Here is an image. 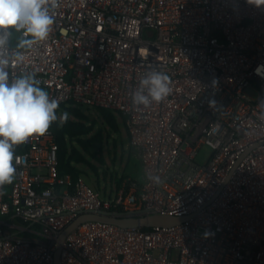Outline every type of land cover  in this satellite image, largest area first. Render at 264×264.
Wrapping results in <instances>:
<instances>
[{
    "label": "built area",
    "instance_id": "built-area-1",
    "mask_svg": "<svg viewBox=\"0 0 264 264\" xmlns=\"http://www.w3.org/2000/svg\"><path fill=\"white\" fill-rule=\"evenodd\" d=\"M19 38L13 32L7 44L24 56L9 67L10 80L34 74L59 107L120 112L143 183L101 196L82 176L60 172L50 128L33 135L15 146L17 176L0 191V264H54L61 231L80 213L99 211L189 218L146 231L84 222L65 239L59 264H264V77L255 73L264 65V7L58 0L46 41L17 49ZM153 69L170 76L172 92L137 110L132 94ZM203 147L212 153L198 163Z\"/></svg>",
    "mask_w": 264,
    "mask_h": 264
},
{
    "label": "clouds",
    "instance_id": "clouds-1",
    "mask_svg": "<svg viewBox=\"0 0 264 264\" xmlns=\"http://www.w3.org/2000/svg\"><path fill=\"white\" fill-rule=\"evenodd\" d=\"M246 2L256 8L264 7V0ZM57 6L58 0H0V191L16 179L13 161L19 164L21 158L14 155L15 146L26 143L33 135H45L53 122L59 121L62 126L69 116L66 111L58 116L60 98L50 97L34 74L10 80L8 71L24 60L19 51L9 52L7 48L13 32L21 33L17 49L32 48L46 41L55 23ZM255 73L264 77V65L257 66ZM171 92L170 76L153 69L139 81L132 103L142 111L153 103H161ZM209 104L211 107L215 101ZM148 179L157 185L162 183L159 175Z\"/></svg>",
    "mask_w": 264,
    "mask_h": 264
},
{
    "label": "trees",
    "instance_id": "trees-1",
    "mask_svg": "<svg viewBox=\"0 0 264 264\" xmlns=\"http://www.w3.org/2000/svg\"><path fill=\"white\" fill-rule=\"evenodd\" d=\"M69 107V108H66ZM69 114L68 119L62 126H59V121L53 122L50 126V129L54 132L56 141L59 145V169L62 174L69 173L73 176L74 179L82 176L81 170L76 168L75 165H89L90 163L87 160V157H91L96 161H102V151H103V139L101 131L96 136H92L89 140L85 138L91 135L94 131L96 122L88 124V118L82 112L81 109H95L99 111L103 118L105 119L108 129L114 134H118L120 129L119 125L124 126V131L129 140L128 131L125 128V117L118 111L106 110L101 108H91L81 106L75 103L63 104L57 109V114L62 110ZM70 117H74L76 120H71ZM75 143H80L83 145L84 152L79 151L75 148ZM71 147H70V146ZM128 146L136 154L138 152L132 148L128 142ZM139 156V155H138ZM135 170L140 174L139 179L133 178L135 176V170L132 167L127 166L123 174V179L131 178L130 180L137 181L139 184L143 183V164L141 158L135 161ZM137 173V174H138ZM107 197L106 195H103ZM17 224H21L19 221H16ZM35 230H40L38 225H34ZM143 230H148V228H143ZM11 235L22 239H40L38 236L33 235L27 231L13 230L10 232Z\"/></svg>",
    "mask_w": 264,
    "mask_h": 264
},
{
    "label": "rangeland",
    "instance_id": "rangeland-1",
    "mask_svg": "<svg viewBox=\"0 0 264 264\" xmlns=\"http://www.w3.org/2000/svg\"><path fill=\"white\" fill-rule=\"evenodd\" d=\"M250 94H253L250 92ZM69 108V107H66ZM66 109H62L58 116L65 112ZM82 112L88 118V124L93 121L96 122L94 131L91 135L86 137L89 140L92 136L98 135L101 131L103 139V151L102 161H96L91 157H87L89 165H75L76 168L81 170L85 182L92 187L101 196H113L119 191L122 186L128 182L131 178L123 179L124 171L127 166H130L135 170V161L139 160L138 154L131 150L128 146V137L125 134L124 126L119 125V133L114 134L109 131L107 123L103 118V115L95 109H81ZM71 120H76L74 117H70ZM70 146V145H69ZM75 148L79 151H83V145L75 143ZM71 147V146H70ZM212 151L203 147L199 152L196 161L198 163H204L210 157ZM135 170V176L133 178L139 179L140 174Z\"/></svg>",
    "mask_w": 264,
    "mask_h": 264
},
{
    "label": "water",
    "instance_id": "water-1",
    "mask_svg": "<svg viewBox=\"0 0 264 264\" xmlns=\"http://www.w3.org/2000/svg\"><path fill=\"white\" fill-rule=\"evenodd\" d=\"M140 214L141 216L103 211L80 213L79 216L59 234L56 251L54 254V264H59L60 251L67 236L84 222L99 221L117 225L122 228H152L156 226L177 225L189 218L170 216L167 214L150 211H143Z\"/></svg>",
    "mask_w": 264,
    "mask_h": 264
}]
</instances>
